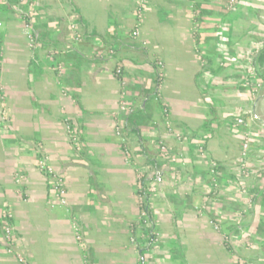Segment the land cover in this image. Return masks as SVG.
Wrapping results in <instances>:
<instances>
[{
    "label": "crops",
    "instance_id": "obj_1",
    "mask_svg": "<svg viewBox=\"0 0 264 264\" xmlns=\"http://www.w3.org/2000/svg\"><path fill=\"white\" fill-rule=\"evenodd\" d=\"M17 2L0 0V264H20L7 223L28 264H139V173L155 177L143 264H264V0H22L45 44L35 51ZM137 108L136 131L117 134Z\"/></svg>",
    "mask_w": 264,
    "mask_h": 264
},
{
    "label": "built area",
    "instance_id": "obj_2",
    "mask_svg": "<svg viewBox=\"0 0 264 264\" xmlns=\"http://www.w3.org/2000/svg\"><path fill=\"white\" fill-rule=\"evenodd\" d=\"M235 4H236V0H227V8H229V9L233 8V6ZM24 24H25V22H24ZM24 26H25V31H26L27 37L29 38V41H30V46L33 47L34 43H33L32 36L28 31L29 27L26 24ZM71 28L73 29V32H74L73 38L76 39L78 37V33L75 32L74 26H71ZM112 52H113V49L110 50V53H112ZM252 55H253V53H252ZM116 73L119 76L122 74V68L120 66L116 69ZM124 84H125V82L123 80L122 85H124ZM256 86L259 87L260 83H257ZM0 93H1V89H0ZM0 97H1V94H0ZM128 106H129V103H128V100L126 98V92L124 90H122L120 92V101H119L120 110L127 111ZM236 122L239 125H243L242 117L237 118ZM122 125H123V123L120 121L118 123H116V125H115L116 133L119 135L122 134V132H121ZM66 129H67V133L69 134L71 141L76 144L77 143V137H76V135H74L73 127L69 122H66ZM249 139H250V137L247 134L244 142L242 143L241 153H240L239 160H238V163L241 166V174H243L246 171L245 165H246L247 158L249 155ZM123 144L125 146H127L126 142ZM158 145L160 146V150H161L165 160H167V162H174L175 158L169 153L166 146L162 142H159ZM123 154L125 156V160L129 161L130 150H129L128 146L124 147ZM38 167L42 173L47 175L48 180H49V185H50L49 188H50V191L53 194L54 198L58 201L59 204L66 205V203H67V199H66L67 198V192H66V189H65V186L63 183L62 176L59 175L58 173H56L55 171H53V169L50 168L48 165H46V163L43 161V159L39 161ZM214 167H215V165L212 164V168H214ZM149 191L151 192V194L154 191L152 184H149ZM139 205L140 206L142 205V198L141 197H139ZM138 217H139V220L141 221V230L143 231V229L147 228V226L149 225L145 212L141 211L139 213ZM4 236H5L6 243L8 245L7 251L9 253H15L17 261L20 264H28L27 260L20 253L15 252L12 248L13 245L15 244V241L13 238L11 226L8 223L4 226ZM76 238L79 240L80 236L77 234ZM131 240L134 241L133 238H131Z\"/></svg>",
    "mask_w": 264,
    "mask_h": 264
},
{
    "label": "trees",
    "instance_id": "obj_3",
    "mask_svg": "<svg viewBox=\"0 0 264 264\" xmlns=\"http://www.w3.org/2000/svg\"><path fill=\"white\" fill-rule=\"evenodd\" d=\"M17 11L21 17V19L25 22V24L29 27L30 31H31V36L33 39V43L34 46L32 47V50L35 51L36 48L38 46H45V44L42 42L41 37L39 35H36L35 32V26L33 23V19L30 16L27 8L24 6H21V1L22 0H17ZM134 33H131V36L129 38V44L131 47H138L137 43L134 41ZM35 57V58H34ZM37 57L33 56V60H36ZM257 64L259 66L264 67V46L260 49V51L257 53ZM155 65V64H154ZM159 71H156L155 73V84L158 85L159 81H160V76H159ZM143 112V110L137 108V109H133L129 112H126V114L124 115V123L121 127V132L123 133H130L133 131H136L135 128H131L128 124V122L135 116L141 114ZM163 143V142H162ZM125 146L124 144H122V151L124 150ZM160 149V146H159ZM130 150V149H129ZM160 153L161 150H160ZM159 157H163L162 154H160ZM130 159H131V153H130ZM153 161H156V159L154 160H149L151 166L154 168V163ZM154 176H152L151 178H148L146 176V174H140L137 180V196L142 198V205L140 206L138 204V215L141 211H144L146 214V218L148 221V226L147 228L143 229V231L141 230V221L138 219V222L132 223L131 225V238L134 239L133 243L136 247V249L139 252V264H143V259L144 256L142 254V251L144 249L150 248L151 245L154 243V223H153V219H152V210H151V192L149 191V182L154 180ZM139 230L141 231L140 236L137 237L136 236V232ZM86 258L89 259L90 261V256L89 253H86Z\"/></svg>",
    "mask_w": 264,
    "mask_h": 264
},
{
    "label": "rangeland",
    "instance_id": "obj_4",
    "mask_svg": "<svg viewBox=\"0 0 264 264\" xmlns=\"http://www.w3.org/2000/svg\"><path fill=\"white\" fill-rule=\"evenodd\" d=\"M1 25H2V23H1ZM1 25H0V28H1ZM29 31V33L31 34V31H30V29L28 30ZM76 33H78L77 31H75ZM74 33V32H73ZM25 35V34H24ZM74 36V35H73ZM1 37V36H0ZM74 39V41H78V40H80V34H78V37L75 39V38H73ZM25 42H29V40L28 39H26V36H25ZM3 45V41L2 40H0V47ZM3 57H4V49L3 50H1L0 49V75L2 74V72H3V68H4V64H1V60L3 59ZM3 63V62H2ZM0 94H2V93H0ZM0 100H1V98H0ZM0 110H1V108H0ZM65 127H66V125H65ZM67 130V129H66ZM126 161V160H125ZM141 173H139L138 175H137V180H138V177H139V175H140ZM137 188H138V186H137ZM153 194V193H152ZM138 204H139V201H138ZM139 216V215H138ZM148 249V248H147ZM144 251H146V249H144L143 251H142V254H144L143 252ZM89 256H90V254H89ZM89 263V262H88Z\"/></svg>",
    "mask_w": 264,
    "mask_h": 264
}]
</instances>
